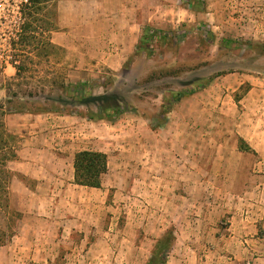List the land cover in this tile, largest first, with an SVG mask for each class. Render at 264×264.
Masks as SVG:
<instances>
[{
  "label": "rangeland",
  "instance_id": "obj_1",
  "mask_svg": "<svg viewBox=\"0 0 264 264\" xmlns=\"http://www.w3.org/2000/svg\"><path fill=\"white\" fill-rule=\"evenodd\" d=\"M25 1L0 0V131L21 214L0 264H254L257 247L234 227L239 198L253 201L260 182L238 129L262 125L256 100H241L264 98V0H204L203 11L187 0L48 1L31 29ZM123 17L134 46L118 38ZM144 30L155 33L141 43ZM121 44L130 49L118 55ZM79 81L82 104L61 85ZM107 104L121 113L88 118ZM29 124L45 134L28 147ZM85 149L107 155L100 188L73 182Z\"/></svg>",
  "mask_w": 264,
  "mask_h": 264
},
{
  "label": "trees",
  "instance_id": "obj_2",
  "mask_svg": "<svg viewBox=\"0 0 264 264\" xmlns=\"http://www.w3.org/2000/svg\"><path fill=\"white\" fill-rule=\"evenodd\" d=\"M48 1L56 4L59 0H26L23 4L24 17L31 18L30 23H24V29H31L32 23L35 21L34 15L42 10V5ZM187 4L192 11H203L205 8L204 0H187ZM150 30H144L140 41L141 43H146L150 38L154 37V32L149 34ZM65 95L70 97L73 103L82 104L87 98V91L82 82H69L67 84L62 83ZM60 103H65V100H61L58 97ZM100 106V114L88 115L89 119H107L112 117L115 113L119 115L122 109L119 105L107 104V106ZM57 109V108H54ZM108 111H111L108 112ZM62 111L61 113H63ZM113 112V113H112ZM69 113V112H68ZM71 113V112H70ZM3 135L5 136L3 138ZM7 133L0 131V216H4V225L0 226V246L4 245L8 238L12 237L15 228L14 223L20 219V212L14 210L9 203V185L12 177V172L8 168V162L15 158L16 155L13 152V147H11L8 141L5 140ZM239 148L241 151L253 152V150L244 143L240 138L238 140ZM73 182L76 185L90 187V188H100L102 183V178L106 174L108 169V158L107 155L101 151L93 150H80L73 155ZM165 239L159 240V244L164 242ZM153 258V257H152ZM150 264H154L152 261Z\"/></svg>",
  "mask_w": 264,
  "mask_h": 264
},
{
  "label": "crops",
  "instance_id": "obj_3",
  "mask_svg": "<svg viewBox=\"0 0 264 264\" xmlns=\"http://www.w3.org/2000/svg\"><path fill=\"white\" fill-rule=\"evenodd\" d=\"M74 3H78L79 1L73 0ZM59 10H61V5L58 6ZM124 24V27L122 30L117 29L118 38L120 40V43L122 41H128V43L132 46L137 42V35L134 37L133 40V23L132 20L128 18H121L119 20ZM71 40L69 36H66L63 38V41L61 43V46L65 49L70 47ZM120 52H117L118 55H121L123 51H128L129 45L125 46L122 45L117 48ZM128 49V50H127ZM105 61V60H104ZM258 91H250L246 94L244 99L241 101H248L247 99H253L256 100L258 106H260L264 112V98L261 96V94H258ZM255 95V96H253ZM263 100L261 103L259 100ZM225 100V98H224ZM224 100L222 103H224ZM260 121H262V125L260 128L258 126H251L248 128V131L250 134H244L242 131V124L240 123V129H238V133L240 134L241 138L248 143L249 147L253 150V155L256 154V159L253 160V171H256V173H259L260 176V182L258 185L255 186V189L258 191L256 198L253 199V201L248 202L246 196L240 197L239 199H242V206L239 211V221L238 224L235 225V237H238V240L240 243H246L248 246L255 245L258 249V253H256V257L254 258V264H264V113H261L257 115ZM252 119V118H251ZM24 127V126H23ZM25 127H32L30 130V135H24V133L20 134L21 129L17 126L15 128L12 127V132L19 133L21 136H23L22 143L23 145H28L32 143V139L38 137L44 136L45 132H40L34 130L33 128L36 127V124H29ZM24 127V128H25ZM35 137L33 136V134ZM27 147V148H28ZM226 162H231V158L228 156H223ZM24 164V163H22ZM25 165V164H24ZM20 171L27 176L35 177L36 175L29 171H25L24 169H20ZM239 173L247 172L250 173L249 170H246L245 166H241L238 169H236ZM253 173V172H252ZM225 176L228 174V171L224 172ZM254 174V173H253ZM252 174V175H253ZM241 201V200H240ZM244 202V203H243ZM247 203V205H246ZM245 205V206H244ZM230 236V235H229ZM234 237V236H233ZM247 250V248H246ZM246 252L240 251V258L242 259L246 258Z\"/></svg>",
  "mask_w": 264,
  "mask_h": 264
}]
</instances>
